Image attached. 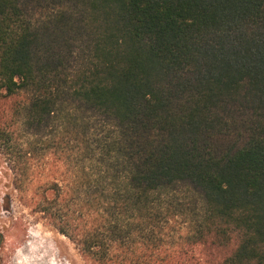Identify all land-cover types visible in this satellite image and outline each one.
<instances>
[{"label": "trees", "instance_id": "trees-1", "mask_svg": "<svg viewBox=\"0 0 264 264\" xmlns=\"http://www.w3.org/2000/svg\"><path fill=\"white\" fill-rule=\"evenodd\" d=\"M0 101L84 264H264V0H0Z\"/></svg>", "mask_w": 264, "mask_h": 264}, {"label": "rangeland", "instance_id": "rangeland-1", "mask_svg": "<svg viewBox=\"0 0 264 264\" xmlns=\"http://www.w3.org/2000/svg\"><path fill=\"white\" fill-rule=\"evenodd\" d=\"M9 109V102L0 101L1 120L9 117ZM46 162L41 154L32 161L14 158L0 147V264H84L76 245L32 207L29 197L35 185L28 190L20 183L21 174H36L43 190Z\"/></svg>", "mask_w": 264, "mask_h": 264}, {"label": "flooded vegetation", "instance_id": "flooded-vegetation-1", "mask_svg": "<svg viewBox=\"0 0 264 264\" xmlns=\"http://www.w3.org/2000/svg\"><path fill=\"white\" fill-rule=\"evenodd\" d=\"M1 238H2V236H1V232H0V244H1Z\"/></svg>", "mask_w": 264, "mask_h": 264}]
</instances>
